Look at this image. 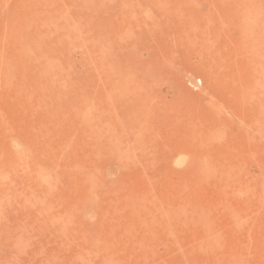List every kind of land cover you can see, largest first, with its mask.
Listing matches in <instances>:
<instances>
[{
  "label": "rangeland",
  "instance_id": "1",
  "mask_svg": "<svg viewBox=\"0 0 264 264\" xmlns=\"http://www.w3.org/2000/svg\"><path fill=\"white\" fill-rule=\"evenodd\" d=\"M0 264H264V0H0Z\"/></svg>",
  "mask_w": 264,
  "mask_h": 264
}]
</instances>
